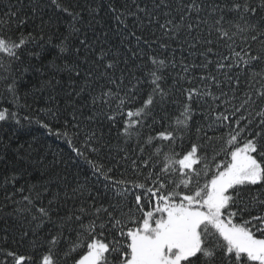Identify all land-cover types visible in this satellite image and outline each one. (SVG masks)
<instances>
[{
  "label": "snow or ice",
  "instance_id": "1",
  "mask_svg": "<svg viewBox=\"0 0 264 264\" xmlns=\"http://www.w3.org/2000/svg\"><path fill=\"white\" fill-rule=\"evenodd\" d=\"M0 5V264H264V0ZM28 96L87 171L28 183Z\"/></svg>",
  "mask_w": 264,
  "mask_h": 264
},
{
  "label": "trees",
  "instance_id": "2",
  "mask_svg": "<svg viewBox=\"0 0 264 264\" xmlns=\"http://www.w3.org/2000/svg\"><path fill=\"white\" fill-rule=\"evenodd\" d=\"M3 5H0V12L4 11ZM6 59V58H5ZM33 82L35 78L33 77ZM30 87V85H27ZM27 87L21 88V95L27 90ZM21 103H26L30 106L29 109H21L20 115L23 116L28 114L31 116V123L24 120L22 121L23 127L20 129L18 136L13 138V145L24 144H34L37 141L41 146V154L37 157L33 155L32 162L28 164V174L25 176V179L29 184H45L48 183L50 179H54L51 176L49 170L46 167L47 161H44V155H47L48 161H51L54 154L59 155L63 154L66 161L70 165V171L75 173L77 171L85 172L88 170V165L85 163L83 157H76L75 154L71 151L68 143L64 138H57L54 134H49L46 129L42 128L37 120L49 122L51 117L46 114L44 109L50 105V101L47 100L46 96L33 98L28 96L21 100ZM12 108L9 98L0 99V108ZM14 123H0V136L7 139L11 130L15 128ZM54 128L59 127V125H53ZM71 137V133H69ZM73 161H75L73 163ZM83 179V176H81Z\"/></svg>",
  "mask_w": 264,
  "mask_h": 264
}]
</instances>
